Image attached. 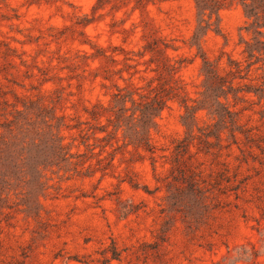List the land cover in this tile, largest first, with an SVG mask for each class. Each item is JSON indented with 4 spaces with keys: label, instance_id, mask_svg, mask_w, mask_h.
<instances>
[{
    "label": "rangeland",
    "instance_id": "rangeland-1",
    "mask_svg": "<svg viewBox=\"0 0 264 264\" xmlns=\"http://www.w3.org/2000/svg\"><path fill=\"white\" fill-rule=\"evenodd\" d=\"M94 1L0 0V146L7 126L16 128V121L31 129L36 120L31 108L39 96L72 123V116L87 119L85 106L106 101L115 90L111 81L103 86L101 76L94 78L95 72L110 67L113 80L125 84L120 74L127 77L134 68L125 69L122 60L84 62V53L93 50L90 42L109 53L122 45L134 56L146 39L164 37L179 46L168 52L183 60L178 75L188 95L199 99L205 89L201 54L214 60L225 51L241 58L239 40L249 37L240 2L219 12L224 36L214 30L215 14L204 15L199 25L195 0H156L142 11L133 10L136 0H108L93 12ZM84 14L93 19L86 26L80 23ZM208 21L212 25L201 30ZM148 57L139 68L155 66L143 62ZM140 73L146 78L139 79ZM140 73L133 77L140 85L155 74ZM24 104L29 111L19 115L15 109ZM182 113L171 101L158 118L153 140L164 149L158 150L155 169L150 158L127 150H116L111 159L107 146L98 155L102 139L90 138L93 149L75 146L77 131L63 128L65 141L73 143L72 162L43 170L46 190L21 181L10 199L0 200V264H264V150L226 147L225 139L222 147L205 144L202 132L211 120L201 111L202 131L195 127L200 137L181 156L186 165L176 166L172 140L185 135ZM246 113L248 123L264 130L259 113ZM32 137L39 142L34 133L26 140Z\"/></svg>",
    "mask_w": 264,
    "mask_h": 264
},
{
    "label": "trees",
    "instance_id": "trees-1",
    "mask_svg": "<svg viewBox=\"0 0 264 264\" xmlns=\"http://www.w3.org/2000/svg\"><path fill=\"white\" fill-rule=\"evenodd\" d=\"M234 2L242 4L247 18L243 29L249 37L241 36L239 40V43H242V57L234 58L222 51L217 58L211 60L201 54L203 61L201 72L204 76L205 89L200 92L201 98L199 99L188 95L182 78L178 75L183 60L168 52L169 49L177 50L179 46L169 43L164 37L146 39L142 49L135 52L134 56L128 55L129 51L122 45L112 46V52L109 53L106 47L90 42L93 50L84 53V62H87V59L113 63L122 60L125 69L133 67L134 70L129 71L127 77L120 74L125 81L124 85L113 80L112 71L114 70L110 67L93 74L94 78L101 76L103 86L107 85L106 80L111 81L115 90L109 93L106 101L99 98L90 103V106H85L84 112L87 115L85 120L72 116L75 119L74 122H66L65 113L56 114L55 104L48 106L39 96L35 101L36 106L31 108V110L34 109L36 117L31 129L25 123L17 121L15 122L17 127L14 129L7 126L8 136L2 139L0 146V164L2 165L0 200L10 199L11 195L16 193L14 190L21 181L25 184L34 182L39 188L46 190L50 185H48L43 170L52 165L59 166L62 162H72L70 158L75 156V153L71 151L73 143L65 141V136L61 133L63 128L77 131L80 140L78 144H74L75 146L83 144L93 149L95 145L89 143L90 138L102 139L104 143L100 145L98 155H101L107 146L112 150L108 152L111 159L114 158L116 150H127L137 154L139 159L145 156L150 158L153 169H155L158 150L164 148H158L154 143L153 131L158 130V118L165 109L170 107L171 101H177L183 108L181 121L185 127V135L173 137L172 140V160L176 166L180 163L186 165V160L181 156L189 153L193 140L200 137L195 133V127L202 131L198 126L201 111H205L206 116L211 120L207 126L208 129L202 132L204 136L202 140L205 144H216L222 147L225 139L226 147L235 144L241 151L246 149L252 152L251 149L254 146L264 150L262 146L264 130L258 124L248 123L251 114H245L246 111L257 112L260 115V124L264 123V0H195L199 25L204 21V15L211 18L215 14L214 30L223 35L219 12ZM106 3L108 0H95L92 4L93 12L104 7ZM149 3H156V0H136L133 10L142 11V8ZM83 16L85 19L80 22L82 25L86 26L93 21L87 17V14ZM210 25L212 23L208 21L200 29L206 27L207 30ZM127 30V28H122L120 32L124 34ZM198 33L199 30L194 34L195 38L198 37ZM143 36H145L144 33ZM127 37L125 34L123 41H126ZM115 53H122L123 57L116 58ZM147 53L149 57L143 62L149 65L154 63L155 66L150 68L146 66L141 69L138 65ZM224 54L226 55L225 61L222 60ZM130 60L135 63H131ZM120 71L122 69L115 70L119 73ZM143 71H153L155 74L148 77L145 85H140L134 81L133 77ZM140 78L144 79L146 76L140 73ZM155 79L158 82L154 85ZM252 102L259 107L253 108ZM24 105L23 109H15L19 115L28 113L29 106ZM48 117L53 121H49ZM41 123L44 125L41 126ZM98 132L104 134L99 136ZM30 133L40 136L38 138L40 143L35 141L36 137H32L33 141L28 142L26 137ZM120 140L121 143H119ZM159 156L165 157V154H159ZM108 163L110 164L111 161Z\"/></svg>",
    "mask_w": 264,
    "mask_h": 264
}]
</instances>
